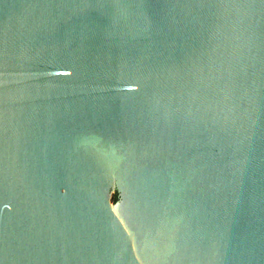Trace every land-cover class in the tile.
Instances as JSON below:
<instances>
[{"label":"water","instance_id":"1","mask_svg":"<svg viewBox=\"0 0 264 264\" xmlns=\"http://www.w3.org/2000/svg\"><path fill=\"white\" fill-rule=\"evenodd\" d=\"M0 264H264V0H0Z\"/></svg>","mask_w":264,"mask_h":264},{"label":"trees","instance_id":"2","mask_svg":"<svg viewBox=\"0 0 264 264\" xmlns=\"http://www.w3.org/2000/svg\"><path fill=\"white\" fill-rule=\"evenodd\" d=\"M117 199H118L117 192H114V193H113V196H112V200H113V201H116Z\"/></svg>","mask_w":264,"mask_h":264},{"label":"rangeland","instance_id":"3","mask_svg":"<svg viewBox=\"0 0 264 264\" xmlns=\"http://www.w3.org/2000/svg\"><path fill=\"white\" fill-rule=\"evenodd\" d=\"M112 190H115V187H112ZM112 194V193H111Z\"/></svg>","mask_w":264,"mask_h":264}]
</instances>
